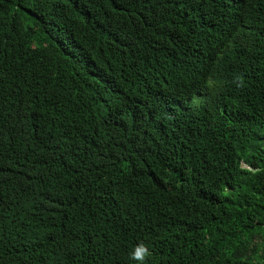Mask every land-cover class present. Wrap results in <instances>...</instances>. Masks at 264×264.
I'll return each instance as SVG.
<instances>
[{
    "label": "trees",
    "instance_id": "trees-1",
    "mask_svg": "<svg viewBox=\"0 0 264 264\" xmlns=\"http://www.w3.org/2000/svg\"><path fill=\"white\" fill-rule=\"evenodd\" d=\"M197 50L222 65L202 107ZM141 241L264 264V0H0V264H141Z\"/></svg>",
    "mask_w": 264,
    "mask_h": 264
},
{
    "label": "clouds",
    "instance_id": "clouds-1",
    "mask_svg": "<svg viewBox=\"0 0 264 264\" xmlns=\"http://www.w3.org/2000/svg\"><path fill=\"white\" fill-rule=\"evenodd\" d=\"M221 66L211 62L207 51H195L187 65L181 70V80L185 84V91L181 101H191L197 106L202 107L206 98L201 87L211 90L213 93L211 97H214L219 86L212 79L211 73L219 71ZM170 106L172 107L173 105ZM148 255H150L149 249L141 241L132 251L131 258L140 261L142 264Z\"/></svg>",
    "mask_w": 264,
    "mask_h": 264
}]
</instances>
